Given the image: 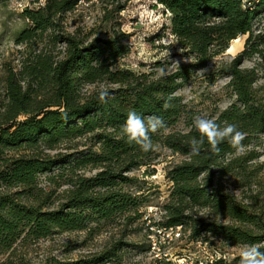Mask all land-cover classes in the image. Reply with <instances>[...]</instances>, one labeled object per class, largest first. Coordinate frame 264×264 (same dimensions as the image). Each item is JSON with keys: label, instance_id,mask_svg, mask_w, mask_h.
Masks as SVG:
<instances>
[{"label": "trees", "instance_id": "16d2710c", "mask_svg": "<svg viewBox=\"0 0 264 264\" xmlns=\"http://www.w3.org/2000/svg\"><path fill=\"white\" fill-rule=\"evenodd\" d=\"M80 2L25 7L15 58L0 66V264H120L122 239L71 261L31 263L18 253L55 234L138 221L147 230L180 226L189 241L210 245L264 244V31L256 29L264 0H160L170 35L189 58L161 75L119 66L131 49L117 21L127 0H102L104 36L66 28V15ZM240 35L243 49L209 68ZM252 58L255 65L244 67ZM206 68L210 82L228 79L231 99L207 117L222 127L237 124L246 133L243 153L225 141L219 153L205 142L199 155L191 154L189 142L199 133L179 91ZM101 88L110 93L107 103L98 99ZM165 102L171 107L164 109ZM130 110L163 119L166 127L151 134L153 150L127 141L122 125ZM158 146L182 159L166 172L170 192L159 219L145 226L150 205L127 187L135 181L130 173L148 165Z\"/></svg>", "mask_w": 264, "mask_h": 264}, {"label": "rangeland", "instance_id": "374dc122", "mask_svg": "<svg viewBox=\"0 0 264 264\" xmlns=\"http://www.w3.org/2000/svg\"><path fill=\"white\" fill-rule=\"evenodd\" d=\"M43 2L44 0H0V66L2 62L15 58L17 47L14 38L25 26L21 17L23 9L37 7ZM102 5V0H81L78 8L66 15V28L69 31H73L77 26L94 28L104 36L109 31V25L101 23ZM117 21L121 29L128 34L131 47L130 53L120 60L119 66L138 71H154L161 75L171 72L179 63L189 61L188 57L182 55L170 35L169 15L163 10L160 0H127L125 9L117 16ZM256 29L264 31V15L257 21ZM237 39L232 41L224 54L209 64V68L229 62L243 49L246 35H240ZM255 63L256 59L252 58L246 60L243 66L250 67ZM209 68L203 69L206 70L203 73L198 71L179 91L184 101L194 110L195 116L207 117L217 108L223 109L231 101L225 88L228 79L218 78L210 82L207 77ZM3 78L4 72L0 69V91L4 87ZM181 159L180 155L158 146L148 165L130 173L135 181L127 189L145 198L146 203L150 205L145 212V226L150 224L149 219H159V209L165 204L170 192L166 172L169 166ZM260 161L264 162V156ZM148 232L150 233V229L143 228L142 223L138 221L127 222L116 228H101L97 232L60 233L19 248L18 257L31 263L46 259L71 261L98 252L110 242L122 239L127 245L122 250L120 264H219L216 262L220 259L231 264L239 255L241 247L189 241L188 231L184 232L181 228L182 239L169 241L166 237L163 238L162 234L151 235L156 242L164 243L160 260H155L153 253L146 251V246H149Z\"/></svg>", "mask_w": 264, "mask_h": 264}, {"label": "clouds", "instance_id": "9594fccd", "mask_svg": "<svg viewBox=\"0 0 264 264\" xmlns=\"http://www.w3.org/2000/svg\"><path fill=\"white\" fill-rule=\"evenodd\" d=\"M113 65L110 70H115ZM206 70H201L203 73ZM98 99L102 103H107L110 99V93L107 89L101 88L98 91ZM164 109L171 105L165 102ZM195 130L199 133V138L193 137L190 144V151L193 156L199 155L202 146L207 142L213 152H220V145L227 143L236 150L238 154L243 153V141L246 139V133L241 131L235 123H225L222 127L215 120L197 115L193 118ZM166 127L161 117L150 115L146 118L138 114L135 110H130L127 118L122 125V132L129 143H134L144 152L153 150L151 134L158 132L159 129ZM264 244H243L239 252V264H264Z\"/></svg>", "mask_w": 264, "mask_h": 264}, {"label": "built area", "instance_id": "2783aa9c", "mask_svg": "<svg viewBox=\"0 0 264 264\" xmlns=\"http://www.w3.org/2000/svg\"><path fill=\"white\" fill-rule=\"evenodd\" d=\"M159 212L161 213L160 210H159ZM180 229H181L180 226L175 227V228H169V229L158 228V227H150V233L148 234V238H149V252L153 253V257H154L155 260H160V258H159L160 251H161L162 246H163L164 243H161L160 241L156 242L155 240H153L151 235L152 234H156V235L157 234H162L163 238L166 237V239L170 241V240H173V239H176V238L179 239V237H180ZM162 254L164 255V253H162ZM166 263H168V262H166Z\"/></svg>", "mask_w": 264, "mask_h": 264}, {"label": "bare ground", "instance_id": "6f19581e", "mask_svg": "<svg viewBox=\"0 0 264 264\" xmlns=\"http://www.w3.org/2000/svg\"><path fill=\"white\" fill-rule=\"evenodd\" d=\"M238 39H235L234 41H237Z\"/></svg>", "mask_w": 264, "mask_h": 264}]
</instances>
